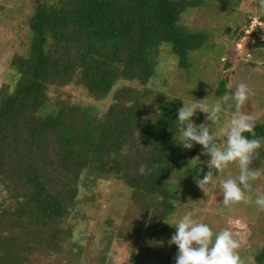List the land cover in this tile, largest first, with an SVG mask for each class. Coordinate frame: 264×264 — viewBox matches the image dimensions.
Returning <instances> with one entry per match:
<instances>
[{"label":"trees","instance_id":"1","mask_svg":"<svg viewBox=\"0 0 264 264\" xmlns=\"http://www.w3.org/2000/svg\"><path fill=\"white\" fill-rule=\"evenodd\" d=\"M201 3L35 0L28 50L12 57L14 78L0 85V264H30L37 249L48 257L61 255L71 238L64 222L81 179L101 181L103 174L130 188L140 217L139 250L131 264L174 263L177 246L169 241L175 228L167 222L179 189L171 174L189 191L196 187L199 165H191L175 137L181 100L165 92L153 96L147 87L166 47L185 74L194 67L193 52L207 44L216 48L212 32L181 23L182 14ZM243 34L238 24L231 32L236 43ZM221 62L230 66L228 59ZM225 84L219 80L217 97ZM68 87L78 96L60 94ZM107 98L106 108L91 103ZM244 135L264 139V123L255 124L254 135ZM262 161L260 146L249 169ZM252 262L264 264V245Z\"/></svg>","mask_w":264,"mask_h":264},{"label":"rangeland","instance_id":"2","mask_svg":"<svg viewBox=\"0 0 264 264\" xmlns=\"http://www.w3.org/2000/svg\"><path fill=\"white\" fill-rule=\"evenodd\" d=\"M201 1V5L182 14L181 23L189 30L212 32L216 48L207 44V47L193 52L194 67L185 74L177 68V58L166 47L147 88L153 96L157 92H165L168 99L178 97L182 106L191 105L196 100L204 99L205 104L223 100L224 110L211 129L219 137L217 146L222 148L227 137L220 129L237 110L230 98L237 84H246L253 93L239 111L251 117L254 125L264 123V21L259 19L264 13L258 12L260 0ZM34 3L35 0H0V85L14 78L9 66L12 57L16 53L24 55L28 50V19ZM247 19L249 24H246ZM237 24L244 30L240 43H236L235 37L231 36ZM222 57L230 61L228 68H223L221 61L225 59ZM221 79L226 82L225 92L217 97L215 90ZM131 84L138 87L137 83ZM59 92L76 91L68 87ZM225 97L228 99L224 100ZM81 100L91 101L86 96H82ZM91 103L106 108L110 99ZM198 113L201 115L197 116ZM197 114L192 118L196 124L212 125L211 121L205 120V113L197 110ZM258 140L264 148V139ZM193 151L196 153L193 154ZM187 154L191 157L192 166L199 165L197 182L209 171L210 156L204 154L202 146L195 142L191 149H187ZM262 162V166L256 168L261 175L250 181L252 190H245L246 199L227 206L222 203L220 184L224 179L239 176L238 161L229 163L219 173L212 169V186L201 184L200 187L197 182L196 187L189 191L183 188L179 176L172 173V183L179 189V194L168 223H174L184 213L191 212L194 219L207 223L213 232L229 229L240 242L237 251L242 264H253L254 253L264 245V210L254 203L256 193H264ZM130 192V188L111 175L103 174V180L94 182L84 176L74 207L64 222L71 238L64 244L61 255L48 257L45 249H37L30 255V264H100L101 260L103 264H131V258L139 250L137 231L140 217L131 203Z\"/></svg>","mask_w":264,"mask_h":264},{"label":"clouds","instance_id":"3","mask_svg":"<svg viewBox=\"0 0 264 264\" xmlns=\"http://www.w3.org/2000/svg\"><path fill=\"white\" fill-rule=\"evenodd\" d=\"M258 12L264 13V0H260ZM222 59H227L222 57ZM252 90L244 83L236 85V89L231 93V99L235 102L236 111L231 118L221 127L220 131L227 137L224 147H218L219 137L211 131L212 126L220 119L223 112V100H217L211 104L202 101H195L191 105H185L178 109L177 121L179 122L180 135L175 136L180 145L185 149H191L195 144L202 146L203 153L210 156L208 161L209 171L203 179L197 182L201 184L213 185V171H222L231 162L238 161L240 174L236 178L224 179L220 184V193L223 196L222 203L227 206L230 203L245 200V190H252L250 181L256 180L261 173L249 169L252 154L261 146L258 139H249L245 132L254 135V122L251 117L239 111L250 95ZM228 99L225 97L224 100ZM197 110L205 113V120L211 121L212 125L205 123L196 124L192 119ZM140 173L144 174V167L140 168ZM255 205L264 210V193H256ZM168 223V222H167ZM175 232L170 237V244L177 246V254L174 258L175 264H242L238 254L240 242L233 237L229 229H221L213 232L207 224L193 218L191 212H186L174 223Z\"/></svg>","mask_w":264,"mask_h":264}]
</instances>
